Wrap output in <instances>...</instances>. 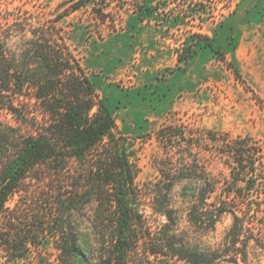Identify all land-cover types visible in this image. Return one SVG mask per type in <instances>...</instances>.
<instances>
[{"label": "trees", "instance_id": "trees-1", "mask_svg": "<svg viewBox=\"0 0 264 264\" xmlns=\"http://www.w3.org/2000/svg\"><path fill=\"white\" fill-rule=\"evenodd\" d=\"M4 1L0 0V11L8 9ZM91 3L97 19L107 22L109 13L96 0H75L57 18ZM146 5L145 9H153ZM57 21L35 19L25 12L0 15V251L6 261L218 264L225 249L196 245L180 230L170 197L178 181L195 178L192 171L197 175L196 141L186 140L187 155L182 151L176 164L163 169L170 181L153 191V208L165 220L154 222L137 182L140 168L135 142L118 130L107 97L85 71ZM195 36L200 48L225 59V49L213 37ZM183 53L178 56L181 61L189 57ZM232 67L242 78L239 68ZM3 111L12 116L13 123L3 119ZM170 129H159L158 137L172 145ZM208 134V140L220 148L214 156L230 170L232 189L217 195L219 205L209 201L220 181L206 172L205 161V185H185L182 190L185 198H192L189 217L206 232L215 230L223 213H231L230 243L241 242L246 248V232L253 221L241 216L245 206L238 202L236 186L244 180L252 189L264 182L256 172H264L263 148L250 136L223 134L219 139L212 131ZM252 205V201L247 203L250 210ZM85 229L98 248L95 243L89 248L84 243ZM261 236L255 240L264 248ZM49 243L53 250L47 248Z\"/></svg>", "mask_w": 264, "mask_h": 264}, {"label": "rangeland", "instance_id": "rangeland-1", "mask_svg": "<svg viewBox=\"0 0 264 264\" xmlns=\"http://www.w3.org/2000/svg\"><path fill=\"white\" fill-rule=\"evenodd\" d=\"M73 1L5 0L8 9L0 15L25 12L35 19H58L56 23L85 71L107 97L118 130L135 142L140 168L137 182L154 222L165 220L153 208V191L170 181L162 171L171 162L176 164L180 155H187L186 140L194 139L193 151L200 159L197 175L192 171L195 178L178 181L170 195L177 227L196 245L225 249L218 264H264V248L255 240L256 235L264 238V182L252 189L244 180L236 186L238 202L245 206L241 216L253 221L246 232V248L241 242L230 243L231 213H223L213 231L204 232L191 222L192 198H185L182 192L185 185L204 186L206 172L220 181L210 202L219 205L217 195L232 189L230 170L214 156L220 148L208 140L209 131L219 139L223 134L250 136L264 151V0H96L97 6L103 5L109 13L105 23L94 15V3L57 18ZM146 4L153 9H145ZM197 33L213 37L215 44L225 49V59L209 48H200ZM182 52L189 57L181 61L178 56ZM232 64L242 78L235 75ZM3 119L13 123L6 111ZM165 127L172 128L168 131L172 145L158 137L159 129ZM256 172L264 177L262 169ZM83 241L88 248L95 243L88 229ZM95 247L99 245L95 243ZM47 248L53 250L52 244ZM0 264L17 263H8L0 251Z\"/></svg>", "mask_w": 264, "mask_h": 264}]
</instances>
